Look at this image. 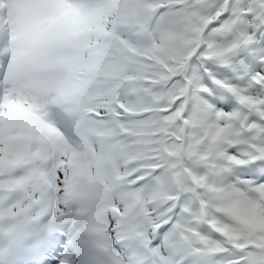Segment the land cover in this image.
Instances as JSON below:
<instances>
[{"label":"snow or ice","instance_id":"obj_1","mask_svg":"<svg viewBox=\"0 0 264 264\" xmlns=\"http://www.w3.org/2000/svg\"><path fill=\"white\" fill-rule=\"evenodd\" d=\"M0 264H264V0H0Z\"/></svg>","mask_w":264,"mask_h":264}]
</instances>
